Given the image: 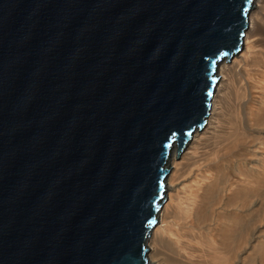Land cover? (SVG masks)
<instances>
[{
    "label": "water",
    "instance_id": "water-1",
    "mask_svg": "<svg viewBox=\"0 0 264 264\" xmlns=\"http://www.w3.org/2000/svg\"><path fill=\"white\" fill-rule=\"evenodd\" d=\"M251 3L0 0V264H146Z\"/></svg>",
    "mask_w": 264,
    "mask_h": 264
},
{
    "label": "bare ground",
    "instance_id": "bare-ground-1",
    "mask_svg": "<svg viewBox=\"0 0 264 264\" xmlns=\"http://www.w3.org/2000/svg\"><path fill=\"white\" fill-rule=\"evenodd\" d=\"M214 77L203 126L166 162L146 264H254L264 220V0H252L239 50Z\"/></svg>",
    "mask_w": 264,
    "mask_h": 264
},
{
    "label": "rangeland",
    "instance_id": "rangeland-1",
    "mask_svg": "<svg viewBox=\"0 0 264 264\" xmlns=\"http://www.w3.org/2000/svg\"><path fill=\"white\" fill-rule=\"evenodd\" d=\"M254 234H255L254 236L256 237L254 241L255 251H256L254 255V264H264V251H263L264 250V220L255 225ZM259 241H261L263 244L262 245L263 250H259V244H260Z\"/></svg>",
    "mask_w": 264,
    "mask_h": 264
}]
</instances>
